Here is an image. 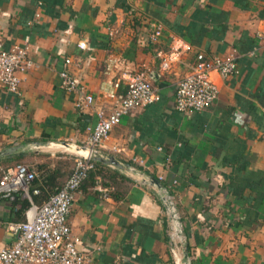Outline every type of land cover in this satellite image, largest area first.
<instances>
[{"label": "crops", "instance_id": "0c3cea01", "mask_svg": "<svg viewBox=\"0 0 264 264\" xmlns=\"http://www.w3.org/2000/svg\"><path fill=\"white\" fill-rule=\"evenodd\" d=\"M42 1L0 0L4 46L29 36L36 63L21 74L19 93L0 84V178L25 162L65 182L87 153L97 110L111 108L128 78L145 72L158 99L113 128L73 202L81 247L96 264H264V0ZM37 11L40 20L31 23ZM159 25L163 34L154 38ZM175 39L192 48L164 70L158 53L171 51ZM198 52L234 54L240 73L215 72L217 100L185 113L175 106L176 88ZM65 56L96 97L93 106L80 110L62 87ZM99 183L113 187L108 198ZM168 195L183 241L163 202ZM29 202L20 190L1 196L0 220H23ZM0 240L15 241L5 224Z\"/></svg>", "mask_w": 264, "mask_h": 264}, {"label": "built area", "instance_id": "2783aa9c", "mask_svg": "<svg viewBox=\"0 0 264 264\" xmlns=\"http://www.w3.org/2000/svg\"><path fill=\"white\" fill-rule=\"evenodd\" d=\"M42 3V0H38V6ZM40 16L41 13L37 11L31 23L39 21ZM162 34V26L159 25L155 28L153 37L158 38ZM2 35L0 30V84L10 92L19 93L21 74L36 64L30 57L31 41L27 36L24 43L6 48ZM174 43L171 51L158 53L162 58L164 70L180 62L185 51L192 48L181 39H175ZM79 46L86 49L87 41H80ZM81 60L78 58V63ZM73 62L70 56H65L62 61L59 71L62 87L76 95L75 105L83 110L93 106L96 97L89 92L86 84L72 73L70 66ZM215 72L224 78L240 73L235 55L198 52L195 60L190 63L189 72L179 80L175 95L176 108L185 113L209 108L220 92L213 78ZM157 99V89L145 72L129 77L127 93L116 96L111 108L100 107L97 110L96 123L89 126L85 146L91 150V156H77L68 178L56 191L50 193L42 204H37L31 193L34 181L39 176L36 168L22 162L3 171L0 178V197L10 196L20 190L30 199L31 205L26 210L25 220H0V225L5 224L7 230L15 234V241L11 245H4L0 240V264H96L93 251L82 248L81 238L72 230L70 214L73 202L90 173L97 169L94 157L105 148L113 128L136 108L146 106ZM97 189L100 197L108 198L113 187L99 183ZM163 202L173 218L175 237L178 241H183L184 226L177 212L175 199L168 195L163 198Z\"/></svg>", "mask_w": 264, "mask_h": 264}, {"label": "trees", "instance_id": "16d2710c", "mask_svg": "<svg viewBox=\"0 0 264 264\" xmlns=\"http://www.w3.org/2000/svg\"><path fill=\"white\" fill-rule=\"evenodd\" d=\"M95 162L96 164H98V166L99 164H101L100 161L97 159L95 160ZM18 163H22V162H17L16 164H13V166L11 167H14ZM94 172H92L91 174L92 177L94 176ZM99 173L104 174L103 177H105V180L107 179L106 178L107 175L104 172L100 171ZM63 183H59L57 181V175L54 172L43 170L41 173H39V176L36 178L32 186L31 193L34 201L37 204H42L49 197L50 193L56 191V189L60 187ZM23 220H25V218Z\"/></svg>", "mask_w": 264, "mask_h": 264}, {"label": "water", "instance_id": "95a60500", "mask_svg": "<svg viewBox=\"0 0 264 264\" xmlns=\"http://www.w3.org/2000/svg\"><path fill=\"white\" fill-rule=\"evenodd\" d=\"M85 148V150H86V154H82V155H80V156H82V157H85V158H88V157H90L91 156V150L88 148V147H86V146H84ZM97 158H101L99 155H97V156H95L94 157V159L96 160ZM156 182H158V180L156 179Z\"/></svg>", "mask_w": 264, "mask_h": 264}, {"label": "rangeland", "instance_id": "374dc122", "mask_svg": "<svg viewBox=\"0 0 264 264\" xmlns=\"http://www.w3.org/2000/svg\"><path fill=\"white\" fill-rule=\"evenodd\" d=\"M102 150V149H101ZM100 152V154H99V156L101 155V153H102V151H99ZM77 158V157H76Z\"/></svg>", "mask_w": 264, "mask_h": 264}]
</instances>
